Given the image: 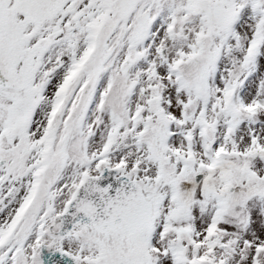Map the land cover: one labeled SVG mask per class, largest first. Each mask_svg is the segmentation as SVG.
<instances>
[{"label":"snow or ice","instance_id":"6c2138e0","mask_svg":"<svg viewBox=\"0 0 264 264\" xmlns=\"http://www.w3.org/2000/svg\"><path fill=\"white\" fill-rule=\"evenodd\" d=\"M0 264H264V0H0Z\"/></svg>","mask_w":264,"mask_h":264}]
</instances>
